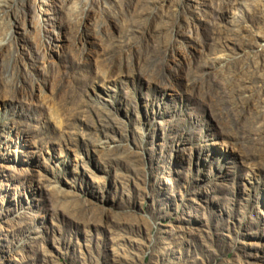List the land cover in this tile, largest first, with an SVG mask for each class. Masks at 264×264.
Returning a JSON list of instances; mask_svg holds the SVG:
<instances>
[{"label": "rangeland", "instance_id": "rangeland-1", "mask_svg": "<svg viewBox=\"0 0 264 264\" xmlns=\"http://www.w3.org/2000/svg\"><path fill=\"white\" fill-rule=\"evenodd\" d=\"M0 264H264V0H0Z\"/></svg>", "mask_w": 264, "mask_h": 264}]
</instances>
